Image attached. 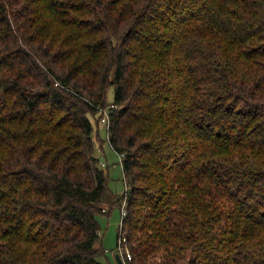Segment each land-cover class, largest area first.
<instances>
[{"label": "trees", "instance_id": "trees-1", "mask_svg": "<svg viewBox=\"0 0 264 264\" xmlns=\"http://www.w3.org/2000/svg\"><path fill=\"white\" fill-rule=\"evenodd\" d=\"M121 201L123 264H264V0H0V264H102Z\"/></svg>", "mask_w": 264, "mask_h": 264}, {"label": "rangeland", "instance_id": "rangeland-1", "mask_svg": "<svg viewBox=\"0 0 264 264\" xmlns=\"http://www.w3.org/2000/svg\"><path fill=\"white\" fill-rule=\"evenodd\" d=\"M113 90L110 88L107 92V101L111 102L113 99ZM107 116L106 110H104ZM108 111V110H107ZM104 113V116H105ZM104 116L101 118L103 119ZM91 118V122L98 131V141H95V156L98 158V165L108 174L107 187L114 195H122L126 189L125 179L122 173L121 158L108 144V131L106 122L103 123L102 119ZM107 119V117L105 118ZM114 208L109 214L100 215L98 217L100 230H99V244L106 251L103 256L98 258L102 264H119L115 258L119 256L121 263L125 262L116 246L117 231L121 227L122 211H125V201H121V208ZM106 209L107 207L104 206Z\"/></svg>", "mask_w": 264, "mask_h": 264}, {"label": "built area", "instance_id": "built-area-1", "mask_svg": "<svg viewBox=\"0 0 264 264\" xmlns=\"http://www.w3.org/2000/svg\"><path fill=\"white\" fill-rule=\"evenodd\" d=\"M103 113H105V111H103ZM106 117H107V116H106V113H105V116H104V118L102 119V122H103V123L106 122V126H108V125H109V122H108V118L105 119ZM122 216H125V211H124V210L122 211ZM117 249H118V251H119V254H121V255H125V256L127 257V260H130V259H131L130 254H129L127 248L122 246V241H121V240L118 241Z\"/></svg>", "mask_w": 264, "mask_h": 264}, {"label": "water", "instance_id": "water-1", "mask_svg": "<svg viewBox=\"0 0 264 264\" xmlns=\"http://www.w3.org/2000/svg\"><path fill=\"white\" fill-rule=\"evenodd\" d=\"M115 258H116V260H117V262H118L119 264H122L121 261H120V259H119V256H118V255H116Z\"/></svg>", "mask_w": 264, "mask_h": 264}]
</instances>
